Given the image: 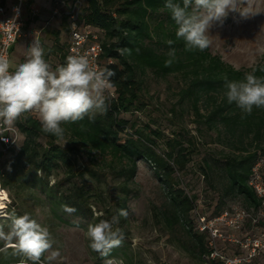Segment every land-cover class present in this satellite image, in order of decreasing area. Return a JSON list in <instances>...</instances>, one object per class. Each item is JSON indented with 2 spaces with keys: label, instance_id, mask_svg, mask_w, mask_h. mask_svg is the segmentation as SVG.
I'll list each match as a JSON object with an SVG mask.
<instances>
[{
  "label": "trees",
  "instance_id": "obj_1",
  "mask_svg": "<svg viewBox=\"0 0 264 264\" xmlns=\"http://www.w3.org/2000/svg\"><path fill=\"white\" fill-rule=\"evenodd\" d=\"M83 1L80 23L82 27L91 28L99 37L103 48L102 68L109 67L116 73L112 77L114 97L106 115L98 114L94 122L85 118L77 124H65V135H69L75 145L79 144L80 149L109 156L112 162L119 165L114 170L115 176L123 178L125 183L134 181L139 163L149 165L169 199V207L161 212L165 229L180 247L203 262L210 249L208 236L193 232L191 213L195 208L196 196H188L179 188L180 179L176 177V173L187 170L193 156L197 154L196 138L189 137L186 140L182 131L173 132L172 137L165 138L159 128L152 126L153 121L152 124L147 122L139 127L123 115L143 113L146 110L141 78L146 71L158 78L182 75L187 84L178 93L179 103L188 102L197 125L206 126L210 131L223 128L228 138L239 146L237 153L224 155L220 160L211 159L215 164L222 162L221 169L227 181L212 216L224 212L225 200L241 198L246 211L252 212L253 218L260 209V200L248 183L252 168L264 156V109L254 108L250 116L241 119L240 109L235 104H228L223 95V78L242 79L252 68L264 66V56L252 68L239 70L213 55L209 48L204 51H185L183 41H176L172 47L176 49L177 60L171 67H165L164 61L169 51L166 41L175 40L177 25L166 9L162 11L164 0ZM118 48L131 49V55H119L116 51ZM137 48L139 53L136 52ZM48 56L56 57L58 64L54 67L65 63V45H60L56 39L52 47L45 49L46 61ZM256 74L264 75L260 72ZM15 127L23 136V141L19 147L15 146L8 151L1 150L0 146L1 187L6 188L19 175V164L22 161L29 166L27 176H36L37 172L43 174L45 186L52 172L62 167L66 171V178L58 180L51 187L54 195L60 196L57 205L61 207L67 204L77 209L72 215L63 211L66 215L82 220L91 219L93 212L88 200V188L73 182L70 187L62 189L65 182L76 175L80 177L88 172L94 178L98 177L91 168L77 174L76 160L72 158L71 152L79 150L76 147L63 149L56 145L55 137L40 131V123L35 114L30 115L27 121H18ZM42 138L45 139V145L40 142ZM11 161L13 163L6 166ZM199 171L210 184L213 173L210 160L204 159ZM100 219L96 218V221ZM263 225V222L253 224L256 227ZM10 264H19V258ZM209 264L219 263L209 260Z\"/></svg>",
  "mask_w": 264,
  "mask_h": 264
},
{
  "label": "rangeland",
  "instance_id": "obj_2",
  "mask_svg": "<svg viewBox=\"0 0 264 264\" xmlns=\"http://www.w3.org/2000/svg\"><path fill=\"white\" fill-rule=\"evenodd\" d=\"M46 4L44 0L35 1V7L41 9L42 17L51 19ZM254 6L261 12L248 19H240L238 13L229 12L222 25L215 23L209 29L212 40L209 46L210 52L235 69L252 68L264 56V0H255ZM40 24L45 25L44 22ZM60 25L56 20H52L48 28L45 27L41 38L43 47L48 48L54 43L48 30ZM59 28L61 29L59 44H63L65 28L63 26ZM33 39L32 34L18 42L11 56L13 67L24 61L26 49ZM47 60H50L53 67L57 62L53 56H48ZM141 78L143 99L147 103V108L143 113L128 114L123 117L130 122H136L139 127L147 122L152 124L153 121L152 126L159 128L165 138L172 137L173 132L178 131L184 132L186 140L189 137L196 138L197 154L193 156L187 170L176 173V177L180 179L179 188L188 196H196L191 220L193 232L199 233V219L205 218L209 221L213 218L216 201L227 185L221 169L222 162L215 164L211 159L220 160L224 155L237 153L239 146L234 140L228 138L223 128L219 131H210L206 126L197 125L188 102L179 103L178 93L187 84V80L182 75L158 78L150 71H146ZM22 141L23 136L19 135L17 147ZM40 142L45 145V139H40ZM55 144L63 149L76 147L79 150L71 152L72 158L76 160L77 174L86 171L87 168L97 173L98 177L95 178L88 172L80 177L76 175L66 181L62 188L64 190L70 187L73 182L88 188L90 192L88 200L93 217L89 220L75 218L66 215L57 205L60 196L54 195L51 187L58 180L66 178L64 168L55 169L45 186L43 174L37 172L39 175L27 176L29 166L22 161L19 164V175L6 188L1 187L7 194V200L4 202V209L0 215V224L5 226V231L8 230L9 217L13 211L16 215L26 212L31 214L38 223L49 229L55 241L53 250H59L61 254L51 264H104L105 260H111L112 264H209L207 258L201 262L180 247L177 240L165 229L161 212L169 207V199L149 165L139 163L134 181L125 183L123 178L115 176L114 170L118 169L119 165L112 162L109 156L104 157L97 153H90L87 149H80L79 144L75 145L67 134L64 140H57ZM204 159L210 160L212 164L213 173L210 184L205 181L199 171ZM10 163L12 164L13 161L6 166ZM118 194L122 198H119ZM245 207L241 198L224 201L225 210L230 212L244 210L248 217L239 229L222 227V239H212L206 234L208 247L212 242L213 248L223 258V260L216 258L215 262L264 264V249L256 252L255 257L250 259L248 249L242 247L249 241L260 240L264 233V225L263 227L253 226L252 212L246 211ZM120 208L127 209L129 216L127 219L121 218L119 224L114 227H120L123 230L125 239L120 247L111 250L108 257L102 258L88 247L87 226L90 223L99 222L96 218L111 219ZM5 243L0 241V248H3ZM15 258L17 257L11 255V252L7 254L0 252V264H10Z\"/></svg>",
  "mask_w": 264,
  "mask_h": 264
},
{
  "label": "clouds",
  "instance_id": "obj_3",
  "mask_svg": "<svg viewBox=\"0 0 264 264\" xmlns=\"http://www.w3.org/2000/svg\"><path fill=\"white\" fill-rule=\"evenodd\" d=\"M254 2L164 0L162 11L166 9L177 25L175 40L166 41L169 51L164 66L171 67L177 60L176 49L172 47L176 41H183L185 51L206 50L212 43L209 29L215 23L222 25L229 12L238 13L240 19L261 12ZM41 38V32L36 31L26 49V58L15 67L7 55L0 54V139L5 142L8 138L4 133L13 130L18 121H27L32 114L37 116L42 133L64 140L66 129L63 125L77 124L85 118L94 122L98 114L106 115L109 110L115 71L109 67H93L86 55H69L65 63L53 68L45 59ZM116 51L124 56L131 55L132 50L118 48ZM136 52L139 53L138 48ZM257 72L264 73V66L252 68L239 80L223 78V95L228 104L240 109L241 119L250 116L254 108L264 109V75H257ZM61 208L69 215L77 211L67 204ZM128 216L129 211L120 208L111 219L88 224V247L100 257H108L125 239L123 230L114 226ZM9 219L7 231L0 224V241L6 242L0 252L7 254L11 249V255L19 258V264H51L61 255L59 250H53L55 241L49 229L31 214L16 215L13 211ZM104 264H112V261L105 260Z\"/></svg>",
  "mask_w": 264,
  "mask_h": 264
},
{
  "label": "built area",
  "instance_id": "obj_4",
  "mask_svg": "<svg viewBox=\"0 0 264 264\" xmlns=\"http://www.w3.org/2000/svg\"><path fill=\"white\" fill-rule=\"evenodd\" d=\"M0 0V54L7 55L11 58L14 45L22 37H26L28 25L23 19L24 11L27 10L30 15L36 12L31 3L26 0ZM51 19H57L65 24L67 33L66 57L69 55H86L93 67L101 66V55L103 48L99 42V37L95 31L88 27H82L80 23L81 13L84 7L83 0H47ZM17 9V11H14ZM112 92V98L113 96ZM8 138L7 142L0 139L1 150L8 151L17 146L19 132L16 127L13 130L5 132ZM249 187L253 190L257 198L260 200V209L252 218L253 224L259 222L264 223V156L261 157L252 168L249 179ZM1 187V185H0ZM3 191V190H2ZM5 192V191H3ZM248 214L243 211L233 210L232 212L225 210L220 215L206 221L205 218L199 219V233H205L210 238H223V228L239 229L244 223ZM223 227V228H222ZM210 253L206 258L210 261L221 259L218 252L213 248V243H209ZM242 247L248 249V257L252 259L256 252L264 249V233L260 240H252Z\"/></svg>",
  "mask_w": 264,
  "mask_h": 264
},
{
  "label": "crops",
  "instance_id": "obj_5",
  "mask_svg": "<svg viewBox=\"0 0 264 264\" xmlns=\"http://www.w3.org/2000/svg\"><path fill=\"white\" fill-rule=\"evenodd\" d=\"M26 1L29 2V3H31V5L34 8L36 14L35 15H30L27 10L24 11L23 19H24V21L27 23V25L29 27H28V30L26 31L27 32L26 37H22L21 39H19V41L22 40V39H27L28 38V35H32V34L34 35V33L36 31H40L41 32V35H42V33L45 31V27L48 28L49 23L52 20H56L57 22H59L61 24L60 26H63L65 28V24L62 21H60V20H57V19H52L51 20V19H46L45 17H42V15H41V9L35 7V1L36 0H26ZM44 1L47 2V0H44ZM46 5H47V9L49 11L48 2H47ZM41 22H44L45 25L42 26L40 24ZM60 26L51 27L48 30L49 31V36L54 39V43H55V40L56 39H58V42H59V37H61L60 36L61 35V29L59 28ZM18 42L14 45V47L12 49V52L15 50V47L18 44ZM66 42H67V33L65 31V42L63 43L65 45V49H66V45H67ZM54 43L51 46H49L48 48L52 47L54 45ZM63 44H60V45H63ZM44 48L46 49L47 47L45 46ZM11 56H12V54H11ZM53 57L56 59L55 56H53ZM10 60H11V58H10ZM47 62L50 63V60H47ZM56 64H58V62H56L55 65ZM53 68H55V67H53Z\"/></svg>",
  "mask_w": 264,
  "mask_h": 264
},
{
  "label": "bare ground",
  "instance_id": "obj_6",
  "mask_svg": "<svg viewBox=\"0 0 264 264\" xmlns=\"http://www.w3.org/2000/svg\"><path fill=\"white\" fill-rule=\"evenodd\" d=\"M7 200V194L2 191V188L0 187V215L1 211L4 209V202Z\"/></svg>",
  "mask_w": 264,
  "mask_h": 264
}]
</instances>
